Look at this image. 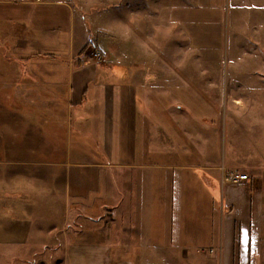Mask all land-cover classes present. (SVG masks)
<instances>
[{"label":"crops","instance_id":"1","mask_svg":"<svg viewBox=\"0 0 264 264\" xmlns=\"http://www.w3.org/2000/svg\"><path fill=\"white\" fill-rule=\"evenodd\" d=\"M80 4L0 0V264H35L49 249L61 252L50 264H145L176 250L194 259L202 245L208 264H264V152L219 161L205 144L211 96L183 99L192 81L180 82L177 65L154 66L153 90L134 47L145 39L112 29L87 41L92 12ZM167 8L193 51L219 49L229 18L242 31L252 15L264 40V0ZM251 70L264 85V65ZM229 171L248 178L223 182Z\"/></svg>","mask_w":264,"mask_h":264},{"label":"rangeland","instance_id":"2","mask_svg":"<svg viewBox=\"0 0 264 264\" xmlns=\"http://www.w3.org/2000/svg\"><path fill=\"white\" fill-rule=\"evenodd\" d=\"M163 1L164 7H162ZM171 1L81 0L78 6L83 7L82 10L87 15L92 12L91 29L86 28L85 31L87 41L89 32L95 35L98 31L112 33V29L130 33L133 44H137L138 35L145 39L142 47L138 45L134 47L142 48V57L147 58L145 62L149 65V81L153 90L157 85V77H155L157 72L154 66L177 65L179 67L177 69L182 70L176 73L181 79L180 82L192 81V84L183 83L185 87L180 90V96L183 99L211 96L209 99L213 100L215 110L203 112L208 116V119H204V123L212 127L211 134L208 135L207 140L205 139V144L207 147H212V153L219 161L230 159L241 164L243 161H252L260 151L264 152V121L262 119V122H259V113L264 117V103H260L262 101L260 99L264 98V85L257 79L259 72L251 70L252 67L264 65V40H256L251 33L252 26L258 23L254 21L252 15L241 17L244 29L240 31L238 24L229 18L226 22L228 25L225 39H223L224 44L219 49L193 51L187 47L177 27L169 24L167 20V7ZM140 11L145 15H140ZM260 26L262 25H259V28ZM260 34L262 38L261 31ZM217 67L219 71H216ZM203 72L214 76L212 80L215 82L211 83L210 80L205 79ZM223 74H227V77L218 86L215 76L221 77ZM183 99L180 98V100ZM202 121L199 120V122ZM164 141L169 144L174 143L173 136L164 137ZM203 143L200 137L199 149H201L200 144ZM49 250V252L38 253L34 263L50 264L59 260L60 250ZM201 250L203 252H200ZM195 253L194 259L189 256L184 259L180 255V250L167 251V254L161 257V262H157L155 255L149 253L150 260L145 264H208L207 259L210 253L207 247L202 245L195 249ZM49 257H51L50 263H47ZM14 260L15 258H8L6 263L23 264L13 263Z\"/></svg>","mask_w":264,"mask_h":264},{"label":"built area","instance_id":"3","mask_svg":"<svg viewBox=\"0 0 264 264\" xmlns=\"http://www.w3.org/2000/svg\"><path fill=\"white\" fill-rule=\"evenodd\" d=\"M36 2L42 1V0H33ZM104 54L97 48L93 47L91 50V58L96 61H100L103 58ZM248 175L247 173L243 172H234V171H229L228 173H225L223 175V182H228V183H237L241 180L247 179Z\"/></svg>","mask_w":264,"mask_h":264}]
</instances>
